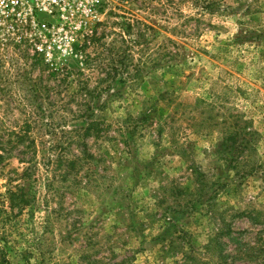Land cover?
Returning a JSON list of instances; mask_svg holds the SVG:
<instances>
[{
  "label": "rangeland",
  "instance_id": "374dc122",
  "mask_svg": "<svg viewBox=\"0 0 264 264\" xmlns=\"http://www.w3.org/2000/svg\"><path fill=\"white\" fill-rule=\"evenodd\" d=\"M0 264H264V0H105L54 65L0 45Z\"/></svg>",
  "mask_w": 264,
  "mask_h": 264
},
{
  "label": "built area",
  "instance_id": "2783aa9c",
  "mask_svg": "<svg viewBox=\"0 0 264 264\" xmlns=\"http://www.w3.org/2000/svg\"><path fill=\"white\" fill-rule=\"evenodd\" d=\"M105 0H0V45L27 41L54 65L74 53L75 37L96 20Z\"/></svg>",
  "mask_w": 264,
  "mask_h": 264
},
{
  "label": "trees",
  "instance_id": "16d2710c",
  "mask_svg": "<svg viewBox=\"0 0 264 264\" xmlns=\"http://www.w3.org/2000/svg\"><path fill=\"white\" fill-rule=\"evenodd\" d=\"M122 42H126L125 39H122ZM72 73L71 72H67V74L65 75V79L64 81H67L70 78V75ZM81 82V86L82 88H80L77 93H81V94H86V95H93L95 92H97L98 88H91V86L88 83H84L82 81ZM68 88L69 91L73 92V89H71L70 84L68 83ZM78 117L81 118H86L87 114L89 112L92 111V106L89 103H81L80 105H78ZM78 129V128H75ZM101 127H99V124L96 122H93L91 124H88L87 127L82 128V131H68L66 133V141L67 144L65 145V148L63 147V159H61L60 163H64V167L65 168H70L71 171L77 170L79 167H83L85 165H89L92 161L94 160V156L91 154L90 152V146L88 143V138L91 137V135L93 134H97V138L96 139H100L99 138V134H100V130ZM239 131V130H238ZM242 133L247 132L246 127L244 129L240 130ZM239 134V132L235 133L233 136V140L236 138V135ZM226 141V140H225ZM74 146V149L77 151V153L79 154H71V149ZM76 153V152H75ZM68 169V171L70 170ZM69 173V172H68ZM237 217H247L249 218L250 221L253 222V224H260L261 221V212L257 213L256 216L253 215V213L247 212V213H238L235 214L233 216V218H237ZM222 222L224 223V226L219 229L214 236L211 238L209 245H208V249L214 254L216 253L218 259L220 261H224L228 258V256L226 254L223 253V248L221 246V237H232L233 238V230H232V225L231 223H227L226 219H222ZM241 253H242V259L245 260V258H249V254H246L247 246L245 249H243L244 245H241Z\"/></svg>",
  "mask_w": 264,
  "mask_h": 264
}]
</instances>
